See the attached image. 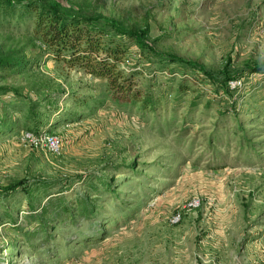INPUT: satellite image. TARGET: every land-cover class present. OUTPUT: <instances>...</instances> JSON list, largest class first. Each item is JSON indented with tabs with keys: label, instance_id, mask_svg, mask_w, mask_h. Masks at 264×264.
Instances as JSON below:
<instances>
[{
	"label": "rangeland",
	"instance_id": "1",
	"mask_svg": "<svg viewBox=\"0 0 264 264\" xmlns=\"http://www.w3.org/2000/svg\"><path fill=\"white\" fill-rule=\"evenodd\" d=\"M55 1L72 14L149 29L164 57L185 64L138 65L137 87L160 99L145 112L114 100L85 69L27 48L34 71L0 82L24 97L0 101V264H264V77L251 70L264 66V0ZM11 39L18 43L0 28V47ZM199 67L237 77L232 91ZM53 95L58 113L38 127L61 141L49 154L25 138L24 118L26 103ZM20 182L31 199L9 190ZM53 196H90L96 212L54 220L46 239L27 217Z\"/></svg>",
	"mask_w": 264,
	"mask_h": 264
},
{
	"label": "trees",
	"instance_id": "2",
	"mask_svg": "<svg viewBox=\"0 0 264 264\" xmlns=\"http://www.w3.org/2000/svg\"><path fill=\"white\" fill-rule=\"evenodd\" d=\"M0 25V28L13 33L18 39L17 44L11 39L12 45L0 47V82H5L9 77L33 72L36 61L31 59L35 57L27 54V48L40 46L54 59L64 62L71 68H83L103 81L114 100L140 106L146 112L156 111L160 105V99L159 97L155 99L153 90L137 87L138 80L144 73V69L136 70L138 65L143 61L155 67L185 64L178 58L164 57L150 42L149 29L138 32L112 19L72 14L55 0H0ZM23 40H26L27 47L21 44ZM131 47L135 48V56H137L133 66L129 61ZM198 70L225 94L232 91L229 83L237 80V77L230 73L214 78L201 67ZM251 70L254 74L264 77V66L253 67ZM178 87L181 91L183 84L180 82ZM9 95L16 98L18 104L24 98L15 88L0 87V101L6 102L4 98ZM58 100V97L53 95L46 101L31 100L26 103L28 116L24 118V121L30 132L36 135L42 132L38 127L44 123L43 117L50 118L58 113ZM32 124L37 126L35 131L30 129ZM99 183L106 192H111L109 183L103 180ZM19 188L31 199L33 191L24 182L10 187L9 190L14 192ZM91 188L95 192L94 195L99 194L100 191L95 185H91ZM95 200L97 201L90 196H80L70 203L64 196H53L41 213H31L27 219H36L40 223L39 231L43 236L46 235L44 238L47 239L50 224L54 220L74 218L76 217L74 213H80L87 218L94 215L97 208L93 205L96 203ZM6 216L15 223L14 216L9 213Z\"/></svg>",
	"mask_w": 264,
	"mask_h": 264
},
{
	"label": "built area",
	"instance_id": "3",
	"mask_svg": "<svg viewBox=\"0 0 264 264\" xmlns=\"http://www.w3.org/2000/svg\"><path fill=\"white\" fill-rule=\"evenodd\" d=\"M34 133H26L25 138L33 142V145L37 148H42L49 154H56L60 151L61 148V141L58 137L47 133L41 132L36 137L33 135ZM199 205L198 202H194L192 206L197 207ZM181 221L180 214H177L172 219V224H178Z\"/></svg>",
	"mask_w": 264,
	"mask_h": 264
}]
</instances>
